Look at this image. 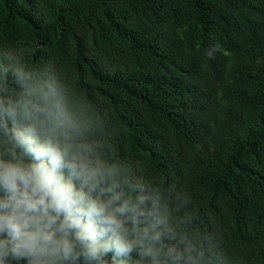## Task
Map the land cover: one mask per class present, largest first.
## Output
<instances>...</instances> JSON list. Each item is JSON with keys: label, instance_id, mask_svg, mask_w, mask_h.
Listing matches in <instances>:
<instances>
[{"label": "trees", "instance_id": "obj_1", "mask_svg": "<svg viewBox=\"0 0 264 264\" xmlns=\"http://www.w3.org/2000/svg\"><path fill=\"white\" fill-rule=\"evenodd\" d=\"M3 48L101 105L230 264H264V0H0Z\"/></svg>", "mask_w": 264, "mask_h": 264}, {"label": "clouds", "instance_id": "obj_2", "mask_svg": "<svg viewBox=\"0 0 264 264\" xmlns=\"http://www.w3.org/2000/svg\"><path fill=\"white\" fill-rule=\"evenodd\" d=\"M101 105L0 49V264H230L189 196L118 155Z\"/></svg>", "mask_w": 264, "mask_h": 264}]
</instances>
